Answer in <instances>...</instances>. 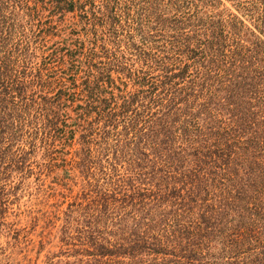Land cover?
Returning <instances> with one entry per match:
<instances>
[{"label":"trees","instance_id":"16d2710c","mask_svg":"<svg viewBox=\"0 0 264 264\" xmlns=\"http://www.w3.org/2000/svg\"><path fill=\"white\" fill-rule=\"evenodd\" d=\"M227 1L257 33L222 0H0V222L74 106L72 170L116 181L70 264H264V0Z\"/></svg>","mask_w":264,"mask_h":264},{"label":"rangeland","instance_id":"374dc122","mask_svg":"<svg viewBox=\"0 0 264 264\" xmlns=\"http://www.w3.org/2000/svg\"><path fill=\"white\" fill-rule=\"evenodd\" d=\"M222 1L226 14L241 18L245 27L257 33L250 19L236 8L235 2ZM71 17L66 15V18ZM77 27L81 29V23ZM124 29L121 44L127 42L129 32L134 34L132 29ZM72 38L87 42L93 36L88 28L85 33ZM133 42L137 43V39ZM124 48L121 49L129 53L131 47ZM106 61L107 58H103L101 62ZM121 82L123 79L116 84ZM73 108L69 109L68 129L65 130L74 128L82 132H76L71 141L63 145L56 144L45 159L42 153H32L29 156L31 170L11 171L6 182L11 187L8 210L0 222V264H70L86 259L84 252L74 257L75 251L87 248L81 245L84 238H80L78 231L105 212L108 196L112 194L110 183L116 180L114 170H72L71 161L79 148L80 136L87 134L83 131L86 127L84 119L77 118ZM72 117L75 124H72ZM23 132L27 134L28 128ZM118 171L119 176H125V170ZM106 220L105 226L109 229L108 217Z\"/></svg>","mask_w":264,"mask_h":264}]
</instances>
